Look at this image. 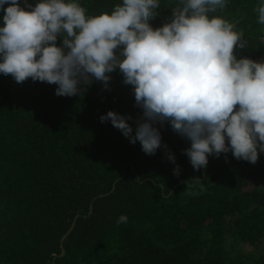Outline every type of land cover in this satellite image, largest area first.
Segmentation results:
<instances>
[{
  "label": "trees",
  "instance_id": "16d2710c",
  "mask_svg": "<svg viewBox=\"0 0 264 264\" xmlns=\"http://www.w3.org/2000/svg\"><path fill=\"white\" fill-rule=\"evenodd\" d=\"M75 2L86 16L122 4ZM178 3L159 0L153 29L170 22ZM261 4L226 0L209 13L243 32L237 59L264 54ZM8 6H0V27ZM109 75L107 88L94 81L68 97L55 95V84L0 73V264H264V153L255 164L231 151L210 155L194 170L183 154L190 142L165 121L156 127L176 163L164 148L146 155L99 119L110 110L129 114L134 134L142 116L133 86L118 69ZM121 215L127 222L118 224Z\"/></svg>",
  "mask_w": 264,
  "mask_h": 264
},
{
  "label": "clouds",
  "instance_id": "9594fccd",
  "mask_svg": "<svg viewBox=\"0 0 264 264\" xmlns=\"http://www.w3.org/2000/svg\"><path fill=\"white\" fill-rule=\"evenodd\" d=\"M5 4L0 73L17 83L31 78L55 84V95L71 97L94 81L107 88L109 74L118 69L133 86L142 116L134 134L129 114L110 110L99 119L110 121L130 143L139 141L146 155L164 148L167 160L176 163L156 127L165 121L190 142L183 154L194 170L205 168L210 155L231 151L255 164L258 151L264 153V62L237 59L234 48L247 45L243 32L209 16L226 0H179L170 22L155 29L149 21L159 0H122L110 14L95 16H86L75 0H39L34 6L25 0L24 7L0 0ZM256 12L264 25V4ZM179 171L176 165L174 175Z\"/></svg>",
  "mask_w": 264,
  "mask_h": 264
},
{
  "label": "water",
  "instance_id": "95a60500",
  "mask_svg": "<svg viewBox=\"0 0 264 264\" xmlns=\"http://www.w3.org/2000/svg\"><path fill=\"white\" fill-rule=\"evenodd\" d=\"M264 61V54H263V56L260 58V60L258 61V63L259 62H263ZM72 228H73V226L70 228V230H69V232L72 230ZM69 232L62 238V240H61V249H62V243H63V241H64V239L66 238V236L69 234ZM61 255H64V251L62 250V252H61Z\"/></svg>",
  "mask_w": 264,
  "mask_h": 264
}]
</instances>
